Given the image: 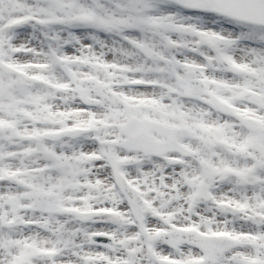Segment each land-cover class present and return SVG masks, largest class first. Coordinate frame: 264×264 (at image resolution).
<instances>
[{"label":"snow or ice","instance_id":"1","mask_svg":"<svg viewBox=\"0 0 264 264\" xmlns=\"http://www.w3.org/2000/svg\"><path fill=\"white\" fill-rule=\"evenodd\" d=\"M0 264H264V0H0Z\"/></svg>","mask_w":264,"mask_h":264}]
</instances>
